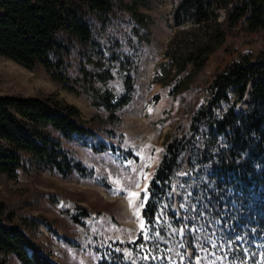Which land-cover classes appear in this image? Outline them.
<instances>
[{
    "label": "trees",
    "instance_id": "1",
    "mask_svg": "<svg viewBox=\"0 0 264 264\" xmlns=\"http://www.w3.org/2000/svg\"><path fill=\"white\" fill-rule=\"evenodd\" d=\"M171 1L174 21L186 18L187 27L175 29L153 84L169 88L177 117L147 183L146 232L123 246L144 253L138 264L207 263L213 255L225 264H264V0ZM157 5L0 0V55L43 68L71 92L82 87L98 109L86 119L55 96L0 94V176L21 173L30 184L43 170L95 178L70 144L134 157L123 147L121 111L137 91L151 41L154 18L145 10ZM249 84L248 108L237 113ZM34 186L15 202L0 199V264H61L40 244L33 209H58L88 232V208Z\"/></svg>",
    "mask_w": 264,
    "mask_h": 264
},
{
    "label": "rangeland",
    "instance_id": "2",
    "mask_svg": "<svg viewBox=\"0 0 264 264\" xmlns=\"http://www.w3.org/2000/svg\"><path fill=\"white\" fill-rule=\"evenodd\" d=\"M172 8L171 0H158L157 6L145 10L154 18L151 41L145 43L141 56L137 91L121 111L123 147L130 150L134 157L113 152L96 154L78 144H70L86 163L96 169L95 178L85 179L77 173L64 177L43 170L33 177L30 184L21 173L14 179L0 176V199L15 202L34 184L45 192L70 198L66 206L76 202L90 210L87 233L80 232L72 220L58 209L43 207L32 210L35 222L44 233L40 244L46 251L50 250L53 258L61 264H138L141 260L147 261L143 252L132 251L123 244L132 243L140 232H146L141 209L146 201L147 183L158 162L163 135L177 117V105L173 104L168 94L169 88L153 84L157 65L166 60V45L175 29L178 26L187 27L186 18L177 23L174 21ZM78 90L75 93L65 89L43 68L31 70L0 55V94L55 96L77 105L83 117L89 119L98 109L82 87ZM247 93L237 104V113L247 110L250 100ZM163 118L167 122L162 124L160 120ZM133 192L137 196H132ZM77 238L80 245H77ZM113 252H123L124 261L111 262ZM187 259L193 260L190 249L187 250ZM8 264L20 263L11 259ZM196 264L225 263L219 255H213L207 263L197 261Z\"/></svg>",
    "mask_w": 264,
    "mask_h": 264
},
{
    "label": "bare ground",
    "instance_id": "3",
    "mask_svg": "<svg viewBox=\"0 0 264 264\" xmlns=\"http://www.w3.org/2000/svg\"><path fill=\"white\" fill-rule=\"evenodd\" d=\"M248 89H249V90H248V93H247V97L250 98V96H251V88L248 87ZM247 102H248V101H247ZM248 105H249V104H248Z\"/></svg>",
    "mask_w": 264,
    "mask_h": 264
},
{
    "label": "snow or ice",
    "instance_id": "4",
    "mask_svg": "<svg viewBox=\"0 0 264 264\" xmlns=\"http://www.w3.org/2000/svg\"><path fill=\"white\" fill-rule=\"evenodd\" d=\"M132 196H134V197L137 196V193L133 192ZM141 226H143V225H141Z\"/></svg>",
    "mask_w": 264,
    "mask_h": 264
},
{
    "label": "water",
    "instance_id": "5",
    "mask_svg": "<svg viewBox=\"0 0 264 264\" xmlns=\"http://www.w3.org/2000/svg\"><path fill=\"white\" fill-rule=\"evenodd\" d=\"M248 87H250L251 88V93H252V84H249V86ZM249 102H250V100H249Z\"/></svg>",
    "mask_w": 264,
    "mask_h": 264
}]
</instances>
